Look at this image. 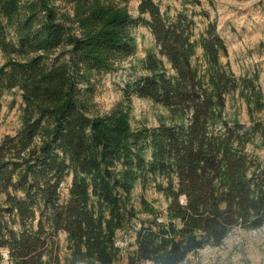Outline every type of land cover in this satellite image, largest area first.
Returning a JSON list of instances; mask_svg holds the SVG:
<instances>
[{
  "label": "trees",
  "instance_id": "16d2710c",
  "mask_svg": "<svg viewBox=\"0 0 264 264\" xmlns=\"http://www.w3.org/2000/svg\"><path fill=\"white\" fill-rule=\"evenodd\" d=\"M138 1L134 17L129 0H0V109L4 93L21 97L19 127L0 140V262L7 251L11 264H117V231L138 224L127 264H179L236 226H264V154L247 151L256 138L264 148L258 76L220 63L226 46L213 24L194 41L186 5L170 17ZM138 24L154 49L135 65ZM197 45L203 73L192 63ZM107 74L126 79L102 113L94 97ZM235 91L248 124L223 118ZM132 95L168 115L133 127ZM157 178L166 215L149 207L152 217L140 219L134 189ZM61 232L64 263L51 250Z\"/></svg>",
  "mask_w": 264,
  "mask_h": 264
},
{
  "label": "rangeland",
  "instance_id": "374dc122",
  "mask_svg": "<svg viewBox=\"0 0 264 264\" xmlns=\"http://www.w3.org/2000/svg\"><path fill=\"white\" fill-rule=\"evenodd\" d=\"M153 1L170 17L186 5L188 13L192 15L195 22L192 37L194 41L198 42L200 37L205 35L207 26L213 24L226 46L225 53L220 54V63L236 77L246 73L256 74L262 94H264V0ZM138 3V0H129V11L134 17L137 16ZM133 36L136 52L128 61L136 65L140 59L154 49V38L143 24L136 26ZM4 60L5 58L0 53V65L4 63ZM192 63L198 66L200 73L205 71L207 61L199 45L196 46ZM127 65L129 66V63ZM125 79L126 77L108 74L102 77L101 85L94 97L100 112L109 111L122 99V86ZM127 103L130 106L129 115L133 127L139 124L157 125L160 118L168 115L166 108L148 98L132 95ZM20 104L21 97L16 89L4 93L0 109V140L5 135L13 134L19 127ZM222 115L229 121L249 123L247 104L238 91L230 92L225 96V108ZM257 117L264 121V109L257 113ZM247 151L259 157L264 154V148L259 146L258 138L247 145ZM69 182L68 179V183L64 185V196L67 194L66 187L69 186ZM156 183L165 185V180L157 178L156 182L150 183L144 189L139 186L134 189L131 204L140 219L152 216L164 218L166 215L168 200L161 191L157 190ZM182 197L181 202H185V200L182 201ZM149 207L154 211L152 216L148 211ZM158 220L161 221L162 218ZM138 226L137 224L132 230L117 231L116 244L120 248L117 264H127L128 255L135 249V229ZM51 250H53L52 254L64 263L70 255L65 233L58 234L56 244ZM4 258L0 264H11L7 260V251L4 252ZM179 264H264V226L257 229L236 226L220 244L205 246L191 252Z\"/></svg>",
  "mask_w": 264,
  "mask_h": 264
},
{
  "label": "water",
  "instance_id": "95a60500",
  "mask_svg": "<svg viewBox=\"0 0 264 264\" xmlns=\"http://www.w3.org/2000/svg\"><path fill=\"white\" fill-rule=\"evenodd\" d=\"M184 200H185V196L182 197V201H184Z\"/></svg>",
  "mask_w": 264,
  "mask_h": 264
}]
</instances>
